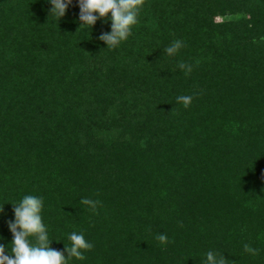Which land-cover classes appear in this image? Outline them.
I'll return each instance as SVG.
<instances>
[{
    "label": "trees",
    "instance_id": "1",
    "mask_svg": "<svg viewBox=\"0 0 264 264\" xmlns=\"http://www.w3.org/2000/svg\"><path fill=\"white\" fill-rule=\"evenodd\" d=\"M0 264H264V0H0Z\"/></svg>",
    "mask_w": 264,
    "mask_h": 264
}]
</instances>
